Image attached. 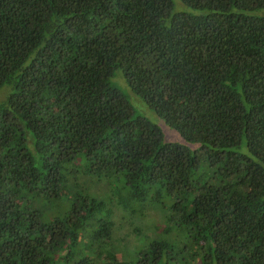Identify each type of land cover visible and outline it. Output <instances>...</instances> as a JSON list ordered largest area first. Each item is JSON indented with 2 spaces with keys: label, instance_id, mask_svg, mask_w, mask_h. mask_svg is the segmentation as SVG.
I'll list each match as a JSON object with an SVG mask.
<instances>
[{
  "label": "trees",
  "instance_id": "trees-1",
  "mask_svg": "<svg viewBox=\"0 0 264 264\" xmlns=\"http://www.w3.org/2000/svg\"><path fill=\"white\" fill-rule=\"evenodd\" d=\"M0 264H264V0H0Z\"/></svg>",
  "mask_w": 264,
  "mask_h": 264
},
{
  "label": "rangeland",
  "instance_id": "rangeland-1",
  "mask_svg": "<svg viewBox=\"0 0 264 264\" xmlns=\"http://www.w3.org/2000/svg\"><path fill=\"white\" fill-rule=\"evenodd\" d=\"M180 8H182L180 6ZM110 82L112 85L117 87L127 98L128 102L131 105L132 116H142L148 119L151 123L159 127L162 140L165 142L179 143L183 145H188L190 147H195L194 144H191L183 139L181 134L175 129L169 127L163 118L158 116L153 107H151L140 95L136 94L128 85L125 80L122 72L116 70L114 74L110 77Z\"/></svg>",
  "mask_w": 264,
  "mask_h": 264
}]
</instances>
